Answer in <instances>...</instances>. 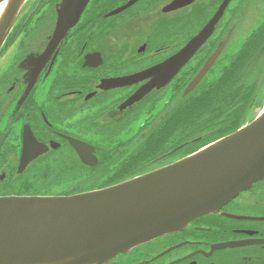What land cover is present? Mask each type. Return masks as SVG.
<instances>
[{"label":"flooded vegetation","instance_id":"obj_1","mask_svg":"<svg viewBox=\"0 0 264 264\" xmlns=\"http://www.w3.org/2000/svg\"><path fill=\"white\" fill-rule=\"evenodd\" d=\"M176 1L0 0V25L10 9L11 26L0 47V197L73 196L187 157L185 91L218 50L192 93L253 91L247 108L264 104V0ZM203 32L171 81L125 106ZM24 153L36 158L20 171ZM108 264H264V179Z\"/></svg>","mask_w":264,"mask_h":264},{"label":"water","instance_id":"obj_2","mask_svg":"<svg viewBox=\"0 0 264 264\" xmlns=\"http://www.w3.org/2000/svg\"><path fill=\"white\" fill-rule=\"evenodd\" d=\"M195 1L178 0L176 6ZM9 20L10 9L0 25V47ZM205 32L169 61L171 66L163 68L169 74L146 75L151 81L125 106L171 81L207 40ZM219 53L185 95L192 93ZM73 146L85 163L97 165L94 149L78 141ZM34 158L24 153L20 171ZM263 179L264 110L249 125L198 153L112 187L68 197H0V264H108L119 254L219 211Z\"/></svg>","mask_w":264,"mask_h":264},{"label":"trees","instance_id":"obj_3","mask_svg":"<svg viewBox=\"0 0 264 264\" xmlns=\"http://www.w3.org/2000/svg\"><path fill=\"white\" fill-rule=\"evenodd\" d=\"M225 78L230 80V74ZM222 86L224 87V82ZM218 93L221 101L217 98ZM218 93L216 91H195L190 95L189 106L184 113L189 118L191 126L189 155L235 132L248 121L246 119L247 104L251 100L253 91L232 92L223 89L221 93ZM236 99L237 103H235ZM184 140L186 139H180L176 142H183ZM79 189L80 191L85 190L82 187ZM92 189L100 190L103 188Z\"/></svg>","mask_w":264,"mask_h":264},{"label":"rangeland","instance_id":"obj_4","mask_svg":"<svg viewBox=\"0 0 264 264\" xmlns=\"http://www.w3.org/2000/svg\"><path fill=\"white\" fill-rule=\"evenodd\" d=\"M262 102H264V98ZM263 108H264V104L257 106V103H256L255 106L251 105L250 107L247 108L246 119L249 120V119L254 118L255 116H258Z\"/></svg>","mask_w":264,"mask_h":264},{"label":"bare ground","instance_id":"obj_5","mask_svg":"<svg viewBox=\"0 0 264 264\" xmlns=\"http://www.w3.org/2000/svg\"><path fill=\"white\" fill-rule=\"evenodd\" d=\"M3 9H4V6H1V7H0V15H1V13L3 12Z\"/></svg>","mask_w":264,"mask_h":264}]
</instances>
